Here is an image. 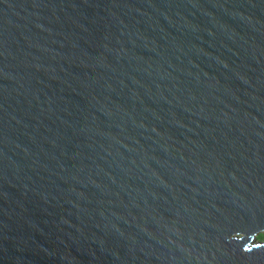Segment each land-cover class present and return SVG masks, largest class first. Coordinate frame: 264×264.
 Segmentation results:
<instances>
[{"label":"water","instance_id":"1","mask_svg":"<svg viewBox=\"0 0 264 264\" xmlns=\"http://www.w3.org/2000/svg\"><path fill=\"white\" fill-rule=\"evenodd\" d=\"M264 0H0V264H264Z\"/></svg>","mask_w":264,"mask_h":264},{"label":"rangeland","instance_id":"2","mask_svg":"<svg viewBox=\"0 0 264 264\" xmlns=\"http://www.w3.org/2000/svg\"><path fill=\"white\" fill-rule=\"evenodd\" d=\"M257 239H258L259 241H264V232L259 233V234L257 235Z\"/></svg>","mask_w":264,"mask_h":264}]
</instances>
